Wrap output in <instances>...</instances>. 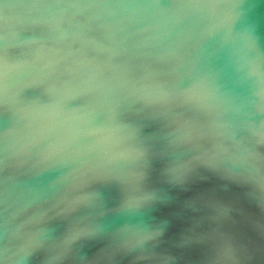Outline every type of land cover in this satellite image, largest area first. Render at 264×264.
I'll use <instances>...</instances> for the list:
<instances>
[{
  "label": "water",
  "instance_id": "water-1",
  "mask_svg": "<svg viewBox=\"0 0 264 264\" xmlns=\"http://www.w3.org/2000/svg\"><path fill=\"white\" fill-rule=\"evenodd\" d=\"M260 94L264 0H0V264H44L21 225L49 243L95 229L64 264H95L120 229L154 239L113 264H213L222 237L256 241Z\"/></svg>",
  "mask_w": 264,
  "mask_h": 264
},
{
  "label": "clouds",
  "instance_id": "clouds-1",
  "mask_svg": "<svg viewBox=\"0 0 264 264\" xmlns=\"http://www.w3.org/2000/svg\"><path fill=\"white\" fill-rule=\"evenodd\" d=\"M264 98V94H260ZM264 112V109H260ZM223 151V149H221ZM143 177L134 175L129 182L130 187L135 190ZM264 184V179L261 180ZM139 201L130 199L128 201L129 207L137 206ZM87 204L85 198H77L70 202L69 207L71 211L76 210L79 205ZM261 211L264 212V202L261 204ZM26 225H21L17 230V234L21 239L18 246V251L27 259L33 256L34 253L43 250L47 253L44 264H64L66 260L72 257L71 247L81 237H92L97 234L95 229L87 226L77 225L69 234L58 242L49 243L47 240L37 242V235L24 231ZM254 231L257 233L258 239L256 241L249 240L240 235H231L222 237L221 244L213 264H264V222L254 223ZM116 241L113 247L107 249L102 255L96 257L95 264H113L114 257L117 254H128L140 246L153 240L154 237L145 235L141 237H126L124 229L112 236ZM151 257L140 253L132 257L130 264H142L143 261L150 260Z\"/></svg>",
  "mask_w": 264,
  "mask_h": 264
}]
</instances>
